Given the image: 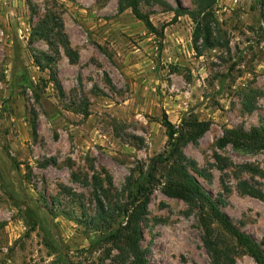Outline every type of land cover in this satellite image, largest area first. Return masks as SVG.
I'll list each match as a JSON object with an SVG mask.
<instances>
[{"label": "rangeland", "instance_id": "rangeland-1", "mask_svg": "<svg viewBox=\"0 0 264 264\" xmlns=\"http://www.w3.org/2000/svg\"><path fill=\"white\" fill-rule=\"evenodd\" d=\"M201 2L142 0L150 32L119 0H0V264H122L82 221L95 213V183L114 204L168 150L164 117L210 122L183 164L264 249V202L239 188L264 193L243 169H264V151L216 145L225 129L264 127V0H214L199 13ZM49 17L76 63L41 37ZM198 206L153 191L140 222L147 264L212 263ZM234 264L256 263L235 244Z\"/></svg>", "mask_w": 264, "mask_h": 264}, {"label": "trees", "instance_id": "trees-1", "mask_svg": "<svg viewBox=\"0 0 264 264\" xmlns=\"http://www.w3.org/2000/svg\"><path fill=\"white\" fill-rule=\"evenodd\" d=\"M142 0H119V10L129 9L133 16L140 20L146 29L155 32L148 13L141 10ZM214 0H202L201 10L210 11ZM179 16L185 12L175 11ZM189 15L193 19L194 13ZM41 37L44 38L49 47L60 45L69 61L76 63L78 54L70 47L69 41L63 31L62 24L58 18L49 17L42 22L40 27ZM206 43L208 37H206ZM46 61V67L53 63V59L41 54ZM36 63L40 61L35 56ZM43 68V67H42ZM50 76L56 89L61 93L62 87L54 73ZM162 126L165 128L167 151L150 159L146 169H141L136 180L127 182L123 189L121 200L114 204L106 200V190L102 182L95 183L94 201L96 204L95 213L85 218L82 223L98 236L93 244L107 246L108 254L116 251V258L120 263L147 264L145 251L141 247V226L140 222L147 214V207L150 197L156 188L167 197L179 199L189 205L199 204V223L203 230V244L211 255V264H234L235 244L241 247L256 264H264V249L261 248L252 237L238 229L231 219L209 196L205 187L197 180L183 164L182 148L189 143L197 141L210 127L209 121L197 119L185 120L177 127L164 117ZM33 129L35 127L33 125ZM218 148L230 145L235 150L245 152L264 151V127L252 128L244 131L238 128L225 129L221 137L216 140ZM253 175L264 179V169L257 167L243 166ZM240 190L253 198L264 202V193L249 184L246 180L239 182ZM217 226L222 233L215 236Z\"/></svg>", "mask_w": 264, "mask_h": 264}]
</instances>
